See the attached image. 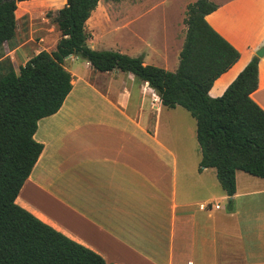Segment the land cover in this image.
Masks as SVG:
<instances>
[{
	"label": "crops",
	"instance_id": "1",
	"mask_svg": "<svg viewBox=\"0 0 264 264\" xmlns=\"http://www.w3.org/2000/svg\"><path fill=\"white\" fill-rule=\"evenodd\" d=\"M101 1L86 21L91 49L142 57L144 65L167 71L177 68L184 0L170 4L182 8V17H163L156 31L154 23L144 22L156 9L145 7L148 0L131 6L134 17L92 20ZM210 1L217 8L205 19L239 59L208 94L216 87L219 95L224 92L262 48L251 99L264 111V0ZM21 3L17 9L24 11ZM143 8L147 15L136 16ZM106 39L114 47L100 46ZM69 59L79 58L64 61ZM83 69V76L73 66L66 69L70 93L57 113L37 123L33 138L43 149L18 195L29 204L32 199L34 208L18 197L15 203L105 264H264V225L254 219L264 216V204L254 201L264 200V179L236 171L235 193L227 196L213 168L198 171L194 119L188 139L170 129L161 132V113L168 108L147 83L118 71L96 72L87 62Z\"/></svg>",
	"mask_w": 264,
	"mask_h": 264
},
{
	"label": "trees",
	"instance_id": "2",
	"mask_svg": "<svg viewBox=\"0 0 264 264\" xmlns=\"http://www.w3.org/2000/svg\"><path fill=\"white\" fill-rule=\"evenodd\" d=\"M25 1L30 0H0V48L15 36L18 3L26 7L56 0ZM99 1L66 0L54 20L60 34L54 50L33 55L17 72L0 57V264H105L15 203L43 149L33 138L37 123L57 113L71 91V75L63 65L69 56L99 73L131 74L147 83L162 106L188 112L196 125L198 171L213 168L227 196L235 193L236 171L264 179V111L251 99L258 58L247 63L222 95L208 94L239 59V52L205 19L217 6L210 0L186 6L178 65L167 71L144 65L142 57L87 45L86 21Z\"/></svg>",
	"mask_w": 264,
	"mask_h": 264
},
{
	"label": "rangeland",
	"instance_id": "3",
	"mask_svg": "<svg viewBox=\"0 0 264 264\" xmlns=\"http://www.w3.org/2000/svg\"><path fill=\"white\" fill-rule=\"evenodd\" d=\"M146 0H121L120 2H113L111 0H103L100 2L97 10L92 15V20H99L101 18H109L110 20H120V19H128L131 16L134 17L135 13L132 14L133 6L140 2H145ZM194 0H184L185 10L184 16L186 11V6L190 3H193ZM172 2H178L177 0H148V5L145 6L148 10H152L153 7L156 5V9L147 15L145 8H143L142 13L137 15H144L146 19L144 22L148 24L154 23V30H157V25L162 21L163 17H166L168 20L181 18L182 17V8H178L177 10V3L176 6L172 7L170 5ZM132 6V7H131ZM180 6V5H179ZM63 5L61 4H41L39 1H34L27 6V8L23 11L21 9L16 10V29H15V36L9 42L5 43L0 48V57L1 59H5L8 61L13 69L17 72L18 68L24 64V61H27L33 55H36L40 51H47L51 52L54 50L56 41H58L60 34L55 24V16L57 10L62 8ZM181 7V6H180ZM23 8V7H19ZM132 8V9H131ZM175 8V9H174ZM134 12V11H133ZM150 22V23H149ZM173 29H175L173 27ZM175 34V31L172 32ZM90 34L87 33V40H89ZM112 39V38H110ZM106 43L101 44L100 46H109L114 47L113 44L115 43L114 40H105ZM56 42V43H55ZM107 48H97L96 50L102 51ZM114 49V48H111ZM262 49V48H261ZM260 49V50H261ZM259 50V51H260ZM116 51V50H111ZM73 62H77V64H73ZM85 61L82 59H77L74 61L66 60L64 61V67L69 70L71 66L75 67V73L79 76L86 75L85 70L83 69ZM89 78V77H88ZM92 80V77L89 78V81ZM99 82V81H98ZM100 85V84H98ZM223 93V92H222ZM221 93V94H222ZM220 94V95H221ZM218 94L217 87L212 90L210 93V97L216 98L220 96ZM152 97V102L154 103L155 97ZM156 102V101H155ZM191 124H194L193 118L190 116L188 112H186L182 108H177L176 111L165 109L161 113V128L160 131L168 130L176 132L179 136L186 135L188 139V129ZM195 126V125H194ZM22 190V189H21ZM32 198V197H31ZM17 200V199H16ZM31 205L34 204V201L30 199ZM18 201H21L26 206L34 208L29 203L24 200H21L18 197ZM254 201L264 204V200L255 199ZM43 202V201H42ZM44 203V202H43ZM214 203V202H212ZM218 203V202H217ZM219 203H225L219 202ZM39 202H36V205ZM42 212L47 215L49 213L48 210H45L42 207ZM261 212V211H260ZM251 222L255 221L252 220ZM257 219L258 221L255 224L259 223V225H264V216H259Z\"/></svg>",
	"mask_w": 264,
	"mask_h": 264
},
{
	"label": "water",
	"instance_id": "4",
	"mask_svg": "<svg viewBox=\"0 0 264 264\" xmlns=\"http://www.w3.org/2000/svg\"><path fill=\"white\" fill-rule=\"evenodd\" d=\"M262 52H263V49H261L260 51H258V52L256 53V56H257V57H261Z\"/></svg>",
	"mask_w": 264,
	"mask_h": 264
},
{
	"label": "built area",
	"instance_id": "5",
	"mask_svg": "<svg viewBox=\"0 0 264 264\" xmlns=\"http://www.w3.org/2000/svg\"><path fill=\"white\" fill-rule=\"evenodd\" d=\"M207 207V205H200V208L201 209H204V208H206ZM218 206H216V208H217Z\"/></svg>",
	"mask_w": 264,
	"mask_h": 264
}]
</instances>
